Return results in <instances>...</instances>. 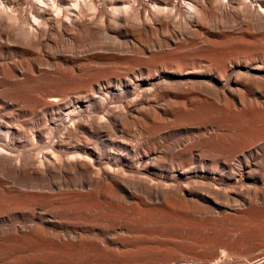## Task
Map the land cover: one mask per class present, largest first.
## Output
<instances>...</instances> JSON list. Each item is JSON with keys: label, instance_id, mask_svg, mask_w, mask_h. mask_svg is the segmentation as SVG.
<instances>
[{"label": "bare ground", "instance_id": "obj_1", "mask_svg": "<svg viewBox=\"0 0 264 264\" xmlns=\"http://www.w3.org/2000/svg\"><path fill=\"white\" fill-rule=\"evenodd\" d=\"M52 45L0 60V264H264V0H0Z\"/></svg>", "mask_w": 264, "mask_h": 264}, {"label": "rangeland", "instance_id": "obj_2", "mask_svg": "<svg viewBox=\"0 0 264 264\" xmlns=\"http://www.w3.org/2000/svg\"><path fill=\"white\" fill-rule=\"evenodd\" d=\"M234 25H236L237 26V28H238V25L237 24H232V25H229V27H236V26H234ZM227 26V25H226ZM77 35L78 34H72V33H68V34H65V33H63V36H62V39L61 40H57L56 41V38H57V36H50L49 38H48V40H47V42H48V44H75V43H73L74 41H72V40H74L75 38H77ZM121 35V37L119 38L120 39V44H137V46H139L140 48H144V42L142 43V42H140V40H138L134 35H132V34H124V33H121L120 34ZM73 36H76V37H73ZM51 37H55L54 39L53 38H51ZM162 37H165V36H163L162 35ZM64 38V39H63ZM72 39V40H71ZM137 39V40H136ZM188 39V40H187ZM51 40H53V43H52V41ZM191 40H192V38L190 37V35L189 34H187V36L183 39V41H184V43L183 44H191ZM51 41V42H50ZM55 41H56V43H55ZM70 42V43H69ZM84 41L82 40V42L80 43V44H82ZM85 43H87V42H84L83 44H85ZM111 43V42H110ZM110 43H103V44H110ZM77 44V43H76ZM88 44V43H87ZM98 44H100V43H98ZM111 44H114V43H111ZM141 44V45H140ZM129 46V45H128ZM51 47H53V45L51 46ZM61 48H62V46L61 47H57V48H55V47H53L51 50H49V48H45V47H42V48H37V49H34L33 50V55H28V56H21V55H19V54H5L4 55V57L2 58V59H0L1 61H5V62H8L10 65H13L14 63H18L19 61H25V60H27L28 62H30L31 63V61L33 62V58L35 57V59H37V58H39V55H40V57H48L49 56V53H50V56L49 57H52L51 55L52 54H54L55 52H58V50L59 51H61V53H64L65 52V55L64 56H66L67 58L69 57H71V54L72 53H80V55H81V53H83V51H85L86 50V48H75V50H74V48L72 49V50H70V48L68 49L67 47H64V48H62V50H64V52L61 50ZM110 49H113V46L112 47H109ZM55 49V50H54ZM57 49V50H56ZM77 49V50H76ZM79 49V50H78ZM122 49H126V46L125 47H122ZM43 51V52H42ZM52 51H53V53H52ZM72 51V52H71ZM78 51V52H77ZM35 52H37V54L35 53ZM71 52V53H70ZM103 52V53H102ZM109 52V53H108ZM41 53V54H40ZM112 53V54H111ZM36 54V55H35ZM39 54V55H38ZM43 54V55H42ZM44 54H47V55H44ZM98 54H99V56H102L101 58L102 59H106V60H109V59H113L114 57L113 56H115L116 55V53L115 52H113L112 50H104V51H99L98 52ZM122 54V55H121ZM126 54V55H125ZM108 55H110L109 57H108ZM120 55L122 56V57H125V58H129V56L130 57H133L134 55H133V53H130V52H123V53H120ZM129 55V56H128ZM133 55V56H132ZM105 56H107V58L105 57ZM109 58V59H108ZM115 59V58H114ZM55 60V59H54ZM105 60V61H106ZM0 61V62H1ZM12 63V64H11ZM107 69V66L105 65V66H103V67H101V69ZM261 242H262V244H261ZM257 244V245H255V244ZM264 242H263V240H261V241H256L255 240V242H253L252 244H251V246H253L254 247V245L256 246V248L255 249H257L256 251L257 252H259L258 254L260 255V254H262V252H264V251H261L260 250V248L262 249H264V244H263ZM258 245H259V247H258ZM263 246V247H261V246ZM242 247H240V253H243L242 255H246L245 253H247L248 251H249V249H250V246H247V247H245L244 248V246H243V248L245 249V251H244V249L242 250L241 249ZM259 248V249H258ZM262 249V250H263ZM254 252V253H252V257H250L251 255L250 254H247L245 257H242V258H244V259H239V261H238V259L237 258H234V257H236V256H234L232 259L234 260V259H237V261L236 260H234V263L236 262V263H239V262H241V260H242V262H243V260L245 261L246 259H252V258H254V257H257L258 255H257V252ZM245 252V253H244ZM254 255H256V256H254ZM246 258V259H245Z\"/></svg>", "mask_w": 264, "mask_h": 264}]
</instances>
